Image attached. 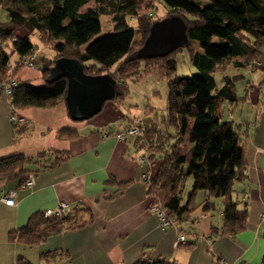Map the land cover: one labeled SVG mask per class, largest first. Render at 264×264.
Wrapping results in <instances>:
<instances>
[{
	"label": "trees",
	"instance_id": "obj_1",
	"mask_svg": "<svg viewBox=\"0 0 264 264\" xmlns=\"http://www.w3.org/2000/svg\"><path fill=\"white\" fill-rule=\"evenodd\" d=\"M165 12L157 15L144 0H50L42 7L40 0H0L9 11V19L0 22V81L6 80L9 54L3 48L9 38L22 54L36 48L25 35L12 30L24 26L36 31L52 45L54 54L42 66L43 82L32 85L24 80L8 94L14 106L53 105L64 100L66 77H49V65L59 55L80 60L89 73L110 72L116 79L117 95L122 99L128 80L150 71L165 72L168 77L166 109L161 120L142 122L135 135L140 149L146 151L151 163L158 161L154 174L147 178L146 192L151 201L160 203L174 220L187 216L199 189L206 190L201 207L210 215L220 208L221 232H236L244 226L248 214L245 187L240 185L247 175L245 152L249 138L247 120H236L227 110L244 96L236 92L235 78L240 74L221 73L230 62L233 66H248L264 51V0H162ZM149 6V9H140ZM112 13L113 28L101 30L100 13ZM180 15L185 21L186 41L172 50L157 55H144L140 47L154 20L166 15ZM136 18L135 26L126 19ZM136 32L140 39L136 41ZM219 35L226 40H213ZM14 36L15 39H11ZM198 42V47H195ZM186 45L197 71L173 74L176 58L172 53ZM21 62H15L12 73ZM67 135L77 133L63 127ZM186 148L182 152L181 144ZM53 152L51 157L46 152ZM64 150L43 149L36 157L23 152L0 156V180L17 178L19 183L29 163L52 165L64 156ZM64 216H44L33 213L28 221L10 236L25 243L41 237L40 225ZM69 222L68 225H71ZM211 230L216 228L211 223ZM22 261L25 260L19 256ZM132 264H176L175 260H137ZM262 264H264V257Z\"/></svg>",
	"mask_w": 264,
	"mask_h": 264
},
{
	"label": "crops",
	"instance_id": "obj_2",
	"mask_svg": "<svg viewBox=\"0 0 264 264\" xmlns=\"http://www.w3.org/2000/svg\"><path fill=\"white\" fill-rule=\"evenodd\" d=\"M110 25L113 28V21ZM12 31L17 35L27 33L34 43L31 31L24 26L16 25ZM3 48L10 60L16 62L20 53L9 38ZM48 58L43 56L38 67L22 63L13 75L19 81L40 84L41 66ZM257 60V69L249 68L251 71L241 84L243 95L237 93L244 98L227 110L229 117L247 120L249 129L245 152L248 176L240 184L246 190L248 214L244 226L236 232L220 231V208L214 216L201 207L205 189L198 190L187 216L160 225L156 213L149 209L152 201L146 192L147 178L140 176L149 167L146 161L137 158L142 149L135 135H117L135 115L125 111L130 110L127 106L131 104L122 99H107L99 111L84 119H73L63 100L53 105L15 106L24 120L14 122L9 117L11 98L0 90V156L20 151L36 157L43 149L65 151L52 165L29 163L35 173L31 186H20L16 177L0 180V190L16 189L13 203L0 197V264H132L152 259L175 260L176 264H220L218 257L228 264H261L264 98L260 92L264 90V51ZM232 66L231 62L227 65ZM259 100L261 106L255 109L254 103ZM63 127L73 128L77 133L67 135L60 131ZM185 148L186 144H181L182 152ZM52 155L53 152L47 151L45 156ZM157 163V160L151 163L149 176L156 171ZM61 200L67 202L63 223L42 222L41 237L33 243L10 236V230L25 224L33 213ZM69 222L72 224L68 225ZM211 223L216 224L214 230ZM179 232L188 238L175 243Z\"/></svg>",
	"mask_w": 264,
	"mask_h": 264
},
{
	"label": "water",
	"instance_id": "obj_3",
	"mask_svg": "<svg viewBox=\"0 0 264 264\" xmlns=\"http://www.w3.org/2000/svg\"><path fill=\"white\" fill-rule=\"evenodd\" d=\"M187 39L185 21L171 14L154 20L140 47L144 55L164 54ZM66 77L64 100L73 119L88 118L101 109L103 102L117 95L116 79L108 71L89 73L80 60L59 55L49 65V77Z\"/></svg>",
	"mask_w": 264,
	"mask_h": 264
},
{
	"label": "rangeland",
	"instance_id": "obj_4",
	"mask_svg": "<svg viewBox=\"0 0 264 264\" xmlns=\"http://www.w3.org/2000/svg\"><path fill=\"white\" fill-rule=\"evenodd\" d=\"M42 7L46 6L50 3V0H40ZM145 4H150V7L153 6L154 13L160 15L164 13L166 6L162 2V0H144ZM149 6H143L140 11L150 8ZM9 11L0 6V22L7 21L9 19ZM101 20V30L100 32H104L107 30H111V23L113 20L112 13L101 12L100 15ZM126 19L129 23L135 26L136 18L127 16ZM31 38L34 41L35 45V54L34 60L37 64L43 60V56L51 57L54 54V48L49 43H45L37 34L36 31H31ZM140 39V33L136 32V41ZM213 40H226L225 37L219 35H213ZM195 47H198V42H195ZM172 55L176 58V68L173 74H191L197 71L195 65L190 59L189 51L186 45H182L180 48L176 49ZM254 69H257L254 65ZM253 69V70H254ZM250 69L244 66H232V68L224 67L223 69L216 71V76L219 77L221 73H230V74H240L235 78V86L236 92L238 94L244 93L243 86L241 85L245 82L248 73H250ZM168 75L161 71H150L141 76H138L135 79L128 80L127 82V91L122 98L125 104H131L127 106L130 110H125L128 114H132L135 112V115H138L144 119L145 123H148L150 119H159L161 120L162 115L166 109V95L168 88ZM261 88V87H260ZM260 96L264 98V90H261ZM115 99V98H112ZM245 104H243L244 106ZM234 106V105H233ZM261 106V101L254 103V108L259 109ZM237 107H240V103ZM258 112V111H257ZM148 116V118H145ZM217 205L214 210V213L217 215ZM215 216V215H214Z\"/></svg>",
	"mask_w": 264,
	"mask_h": 264
},
{
	"label": "built area",
	"instance_id": "obj_5",
	"mask_svg": "<svg viewBox=\"0 0 264 264\" xmlns=\"http://www.w3.org/2000/svg\"><path fill=\"white\" fill-rule=\"evenodd\" d=\"M11 39H15V37L11 36ZM34 50L35 48H32L31 51L20 54L16 62L26 63L27 65L32 66V67H38L37 62L34 60ZM7 63H8V70H9L8 77L6 80L0 81V90L4 91L7 94H10L12 91V87L17 83V79L12 73V66L14 65L15 62H12L10 59H8ZM258 63L259 61L256 59L252 61L251 63H249L248 66L258 64ZM11 108L12 110L9 113L10 119L14 122L23 121L24 120L23 115L19 114L16 111V108L13 104H11ZM141 122H142V118L138 115H134L131 121L127 123L121 131L117 132V135L122 137L126 133L137 134L139 132V126ZM137 158L140 161H144V162L146 161L147 165L149 167L151 166V162L147 160L146 158L145 150H143L141 153H138ZM149 167L140 173L141 177L143 178L149 177ZM34 182H35V173L33 170H28L24 174V178L19 182V185L20 186H31ZM15 192H16L15 188H11L8 190L1 189L0 197L7 203H13ZM66 204L67 202L65 200H61L54 206L44 208L41 212L44 216L60 217L64 214V209H65ZM149 209L153 210L156 213L161 226H166L175 221L172 217L167 215L165 208L160 203H157L154 201L150 202ZM260 217L261 218L264 217V208L262 209L260 213ZM263 236H264V231H263ZM196 237L199 238L200 236L198 235ZM187 238L188 237L185 233L179 232L177 233L175 243L186 241ZM217 262L220 264H228V262L222 257H218Z\"/></svg>",
	"mask_w": 264,
	"mask_h": 264
}]
</instances>
